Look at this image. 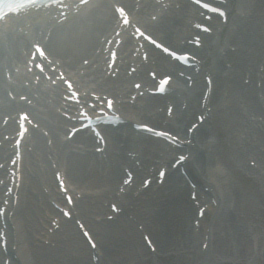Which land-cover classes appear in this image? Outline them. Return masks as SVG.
I'll return each instance as SVG.
<instances>
[{
	"label": "bare ground",
	"instance_id": "6f19581e",
	"mask_svg": "<svg viewBox=\"0 0 264 264\" xmlns=\"http://www.w3.org/2000/svg\"><path fill=\"white\" fill-rule=\"evenodd\" d=\"M226 1L228 3L232 0ZM237 3L244 13L237 11L235 17H231L232 27L227 32L226 41L221 48L214 47L211 61L200 68L186 67V74L190 75L188 78L192 80L191 86L183 87L179 96L173 93L163 99L146 97L141 99L142 103L137 106L125 103L123 100L121 102L125 104H119L121 108L118 109L127 119H137L139 117L136 115L146 110V113L150 112L153 123L163 124L167 127L164 129H170L183 137L187 144L181 149L183 153L186 150L189 152L187 159L190 160L188 167L190 173L193 178L207 186L209 192L197 189L196 198H191L187 194L189 185L175 169L169 170L163 187L154 188L155 191L136 183L132 185L134 188L131 191L124 189L116 192L113 184L118 182L117 180L114 182L115 173H119L118 161L119 167L125 165L133 172V179H137L142 173L149 176L156 157L152 142L149 138L139 135L135 143L136 155L132 159L125 154V150L123 153L122 144L117 149L122 152L115 155L114 163H104L103 166L100 165L101 160L72 153L71 143H66L62 149L59 148L57 134L66 121L56 114L53 105L61 109L66 103L60 102L57 88L44 86L41 88L39 99L48 92L51 103L49 106L44 104L45 111L50 115H47L48 120L41 122L48 126L52 135V144L47 147L41 135L35 131L31 132L32 148L25 158L27 169L24 174L21 173V181L25 178L23 181L25 184L22 185L20 182L16 189L17 194L20 191L16 203L8 202L5 205V209L11 210V217L4 213L6 253L10 251L9 254L14 255L9 258L8 264H165L163 257L178 253L193 255L196 247L199 248L200 254L194 257L191 264H219L224 257L235 259L246 257L251 253L254 257L257 254H264V78L263 81L261 80V88H258L261 92L260 96L256 93L255 85L242 82L245 73H248L249 79L254 80L257 60L264 59L262 57L264 35L260 31V29L264 31V28H261L262 25L264 26V0H238ZM165 4L158 6L152 1H146L140 10L144 11L145 7L152 5L155 9L158 7L161 13L155 26L157 25L156 28L164 34L165 40L176 46L181 40L186 41L188 35L196 32L190 23L188 13L176 16L175 11L171 9L172 6L167 3L165 7ZM166 8L170 9V13H166ZM188 9L193 17H198V9L194 6ZM106 16L109 18L111 15L106 13ZM96 17L98 18V15ZM151 25L153 26V23ZM217 26L219 29L215 34L219 38L222 23H218ZM85 27L84 24L78 27L76 25L72 30L78 29L73 34L63 37V40L59 37L64 44L63 51L66 55L73 58L80 52L86 53L85 42L88 38L84 35ZM148 28L150 29V26ZM183 44L182 48L192 50L198 60L202 58L204 50L187 42ZM132 54L131 52L126 56L120 54L119 65L121 67L125 64L126 58V61L131 60L134 64L139 62L140 70L144 64ZM149 56V59L155 60L152 63H155L159 69L171 71L174 75L171 85H175L176 80H184L177 75L174 65L165 62L163 64L161 59H157L150 52ZM100 61L99 57L93 62L96 67L80 78L82 81L72 74L71 77L78 80L76 84L80 83L81 89L85 90L88 84L96 85L95 80L98 75L104 78L106 83L109 82L107 84L114 81L113 84L118 87L117 93H121V89L123 93L127 92L124 81L111 80L106 76V67L103 68ZM74 63L77 61L70 63V66L72 67ZM18 69L23 68L20 66ZM201 71H206L211 79V88L204 98V105H212L211 111L201 104L198 96L199 91L202 93L205 87V82L198 78ZM67 72H70L69 69ZM136 73L135 81L141 79L146 83L150 80V77ZM15 75L17 80L22 77V73ZM122 76L123 80L130 77L126 74ZM90 77L92 81H89ZM0 86L2 92L8 84L1 82ZM10 86L15 91L22 89L21 86L14 84ZM38 91L39 89L36 90ZM90 91L99 92L91 88ZM165 100L173 103L172 117H166L155 108L157 103ZM183 102L184 106H182ZM4 108L1 107L0 112L4 111ZM154 108L156 111L152 112ZM195 112L204 115L205 118L191 133H188L184 124ZM12 122L13 119H9L4 128L11 129ZM2 129L0 126V134ZM66 149L69 150L68 153L64 151ZM177 149L168 147L165 152L167 155H161L162 160L164 159L166 163L169 156ZM11 150L10 142L3 141L0 159ZM48 152L57 154L58 158H65L67 183L69 187L71 184H76V191L81 192L77 194L75 189L68 190L73 194V209H76L77 215L87 225L97 243L99 256L96 259L92 258L90 247L78 234V228L73 221L58 217L56 226L50 223V217L56 215V209L49 203V197L54 198L58 203L62 199L55 190V182L50 176L48 166L43 172L38 171L37 157L40 161L42 158L46 160L45 156ZM90 159L91 163H89ZM49 162L50 160L45 164L48 165ZM7 167V163L5 167H0V178H4V168ZM219 167L222 168L220 170H225L224 174L219 171ZM239 172L248 174L255 186L247 187L239 181L236 178V173ZM6 182L8 184V180ZM41 183L50 190L48 194L39 188ZM2 184L3 182H0V202L10 195H4L2 198ZM80 186L98 188L100 192L92 195L86 191H78ZM193 187L191 189H194ZM109 199L111 203L120 207L112 219L104 217L105 201ZM197 203L199 206H206L207 217L193 214ZM142 233L152 241L153 251L142 242ZM200 243H204V246H200ZM12 245H15L14 249ZM6 253L0 249V264H3L2 260Z\"/></svg>",
	"mask_w": 264,
	"mask_h": 264
},
{
	"label": "rangeland",
	"instance_id": "374dc122",
	"mask_svg": "<svg viewBox=\"0 0 264 264\" xmlns=\"http://www.w3.org/2000/svg\"><path fill=\"white\" fill-rule=\"evenodd\" d=\"M216 118L215 115L213 117ZM216 168V167H215ZM221 167H219V171L224 174L225 170H220ZM222 169V168H221ZM236 178L241 181L245 186L254 187L253 180L248 177L244 173H236ZM107 209V208H106ZM208 214V213H207ZM142 240V238H141ZM143 242V241H142ZM200 245V244H199ZM198 247L195 248L193 255L191 253L186 254H172L168 255L166 257H163V260L165 261V264H191L194 260V257H197L198 254ZM98 250V247H97ZM99 252V250H98ZM203 254V253H201ZM200 258V257H199ZM219 264H264V254H257V256L254 257L253 253L247 255L246 257H239V258H231V257H224L223 261L219 262Z\"/></svg>",
	"mask_w": 264,
	"mask_h": 264
},
{
	"label": "snow or ice",
	"instance_id": "6c2138e0",
	"mask_svg": "<svg viewBox=\"0 0 264 264\" xmlns=\"http://www.w3.org/2000/svg\"><path fill=\"white\" fill-rule=\"evenodd\" d=\"M31 2H32V0H16V3L15 4H8L7 6L8 7H12V8H19V7H22L24 4L31 3ZM204 6L206 8H213V5L211 3H207ZM61 7H66V5H61ZM112 9H113V12L114 13H119L120 14V16L118 18H122L123 23L127 24V23L130 22L129 21V18H128L126 12H125V8H124L123 5H121L118 2H114L112 4ZM214 10H216V11H222L221 9H218V8L217 9H214ZM136 31H137V34H141L139 28H137ZM147 39L152 40V37L151 36H148ZM34 47L38 50V52H39L40 55H44L45 54L43 47L39 43H36L34 45ZM160 47L161 48H164V45L161 44ZM165 50L166 51H171L170 49H165ZM171 54L173 56L179 57L182 60L185 59L189 55L187 52H184V53L171 52ZM114 55H115V53L113 52V56ZM39 67L43 68V65H40ZM167 79H168V77H164V79H163V81H161V83L163 84L165 81H167ZM67 83L71 87V82L68 81ZM78 95L79 94H77V97L76 98H78ZM110 105H111V100L109 99V106ZM22 115H27V114L26 113H22ZM144 127H148V126L147 125H144ZM159 134L160 135H163V136H170V133H167V132H160ZM161 174H163V173H161Z\"/></svg>",
	"mask_w": 264,
	"mask_h": 264
}]
</instances>
